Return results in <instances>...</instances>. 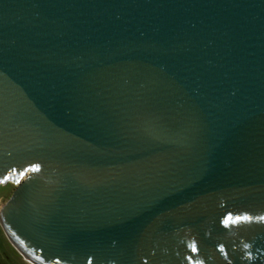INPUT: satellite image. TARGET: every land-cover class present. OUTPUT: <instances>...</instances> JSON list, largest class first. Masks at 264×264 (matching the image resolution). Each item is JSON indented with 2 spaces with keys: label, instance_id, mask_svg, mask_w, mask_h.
<instances>
[{
  "label": "water",
  "instance_id": "1",
  "mask_svg": "<svg viewBox=\"0 0 264 264\" xmlns=\"http://www.w3.org/2000/svg\"><path fill=\"white\" fill-rule=\"evenodd\" d=\"M7 181L32 264H264V0H0Z\"/></svg>",
  "mask_w": 264,
  "mask_h": 264
},
{
  "label": "rangeland",
  "instance_id": "2",
  "mask_svg": "<svg viewBox=\"0 0 264 264\" xmlns=\"http://www.w3.org/2000/svg\"><path fill=\"white\" fill-rule=\"evenodd\" d=\"M15 183L7 181L0 183V206L6 201L13 191ZM0 264H32L18 253L14 245L9 242L0 226Z\"/></svg>",
  "mask_w": 264,
  "mask_h": 264
}]
</instances>
